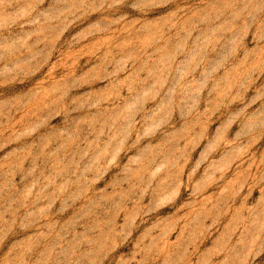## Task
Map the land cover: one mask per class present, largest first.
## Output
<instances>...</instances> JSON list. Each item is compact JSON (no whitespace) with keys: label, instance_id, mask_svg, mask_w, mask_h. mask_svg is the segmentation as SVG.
<instances>
[{"label":"rangeland","instance_id":"374dc122","mask_svg":"<svg viewBox=\"0 0 264 264\" xmlns=\"http://www.w3.org/2000/svg\"><path fill=\"white\" fill-rule=\"evenodd\" d=\"M0 264H264V0H0Z\"/></svg>","mask_w":264,"mask_h":264}]
</instances>
